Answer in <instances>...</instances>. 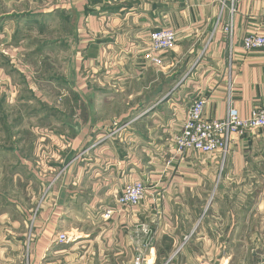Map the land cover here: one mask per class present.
<instances>
[{
    "label": "crops",
    "instance_id": "obj_1",
    "mask_svg": "<svg viewBox=\"0 0 264 264\" xmlns=\"http://www.w3.org/2000/svg\"><path fill=\"white\" fill-rule=\"evenodd\" d=\"M263 12L264 0H243L232 17L219 0H0V102L29 85L25 36L52 18L72 23L71 62L86 72L74 88L93 101L91 119L71 128L69 161L39 177V196L55 181L38 208L0 209V264H133L138 252L146 264H264V127L225 151L170 147L198 98L207 119L264 107V49L242 46L264 35ZM163 28L176 42L154 67L142 55ZM116 98L118 111L98 107ZM134 180L145 199L117 205Z\"/></svg>",
    "mask_w": 264,
    "mask_h": 264
},
{
    "label": "rangeland",
    "instance_id": "obj_2",
    "mask_svg": "<svg viewBox=\"0 0 264 264\" xmlns=\"http://www.w3.org/2000/svg\"><path fill=\"white\" fill-rule=\"evenodd\" d=\"M46 21L45 27L32 23L25 36L30 48L24 61L29 85H21L13 103L0 102L1 210L8 206L17 210L24 205L38 208L39 177L60 172L70 158V140L75 136L72 126L91 119L85 113L93 101L79 97L74 88L75 77L86 72L71 62L72 23L54 18ZM122 102L116 98L97 106L115 112Z\"/></svg>",
    "mask_w": 264,
    "mask_h": 264
},
{
    "label": "built area",
    "instance_id": "obj_3",
    "mask_svg": "<svg viewBox=\"0 0 264 264\" xmlns=\"http://www.w3.org/2000/svg\"><path fill=\"white\" fill-rule=\"evenodd\" d=\"M243 0H219L220 13L228 9L232 17L237 10V6ZM264 18V12L262 14ZM230 17V19H232ZM215 30V29H214ZM225 32H230L231 22L224 27ZM211 33L207 43L211 39ZM176 42V32L170 28L157 29L150 32L148 37L147 50L143 52V59L154 67H162L161 55L173 48ZM243 49L247 52L254 49H264V35L257 31L245 35L242 39ZM206 99H196L188 108L184 122L171 138L170 147L176 153L184 151H198L201 153H212L215 151H225L229 142L234 136H242L248 131L257 130L264 127V107L256 108L250 117L241 118L237 109L229 105L226 116L223 119H207L204 116ZM132 122V121H130ZM125 126V125H124ZM114 132L103 136L100 140L108 139ZM52 186L49 182L41 195L40 202L44 200ZM146 197V187L142 180L127 182L113 195L115 203L119 206H137ZM111 210H106L104 215L109 216ZM144 232L148 229L141 227ZM58 242L68 241L66 234L59 233ZM27 260V259H26ZM18 264H28L27 261H20ZM133 264H146L144 255L141 252L135 256Z\"/></svg>",
    "mask_w": 264,
    "mask_h": 264
}]
</instances>
